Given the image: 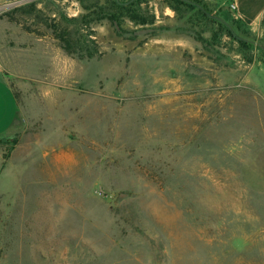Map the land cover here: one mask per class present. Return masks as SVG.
<instances>
[{
    "label": "rangeland",
    "instance_id": "1",
    "mask_svg": "<svg viewBox=\"0 0 264 264\" xmlns=\"http://www.w3.org/2000/svg\"><path fill=\"white\" fill-rule=\"evenodd\" d=\"M85 1L0 0L18 102L0 134V264H264V21L198 0L241 44L142 0L153 24L89 17L99 55L82 59L54 31L94 13Z\"/></svg>",
    "mask_w": 264,
    "mask_h": 264
},
{
    "label": "trees",
    "instance_id": "2",
    "mask_svg": "<svg viewBox=\"0 0 264 264\" xmlns=\"http://www.w3.org/2000/svg\"><path fill=\"white\" fill-rule=\"evenodd\" d=\"M82 3H84V9L85 10H92L91 6L85 1L81 0ZM99 1L97 0L95 2V6H93V9L95 12L86 13L78 18H64L61 22L62 25L55 27V36L56 39L60 42L62 45V48L66 50L69 53H78V56L80 58H87L91 59L99 55L98 50V44L96 40L90 38V35L92 34V28L90 26L91 21H89V17L94 16L97 14V16H100L102 18L108 19L112 24L117 25L119 29L122 28V24L124 20H121L122 18L126 19L128 18L136 25H147V24H153L154 18L150 17L147 18L146 14H149L147 10H145V18L144 15L141 13V7L140 4L142 0H121L123 3L130 2L127 5H120L115 0H103L104 5L99 6ZM193 3H189L187 1L183 0H170V4H173V7L176 9H182L185 7H190L192 9L197 10V12L207 18L209 17L205 12H203L198 6L195 5V3L200 4L202 7H204L207 11L208 9L201 4L198 0H190ZM147 2V1H145ZM209 12V11H208ZM93 13V14H92ZM220 17V16H219ZM210 18V17H209ZM223 19L222 17H220ZM224 20V19H223ZM67 22L66 25H63V22ZM218 22V24L222 27L225 26L224 23L215 20ZM226 21V20H225ZM72 26L70 28L69 26ZM225 29L228 31L229 34L233 35L232 30H230L228 27ZM85 31L81 36H79L80 31ZM234 36V35H233ZM236 38V36H235ZM241 44H244V41L240 40ZM246 44V42H245ZM248 44V43H247ZM85 51V52H83Z\"/></svg>",
    "mask_w": 264,
    "mask_h": 264
},
{
    "label": "crops",
    "instance_id": "3",
    "mask_svg": "<svg viewBox=\"0 0 264 264\" xmlns=\"http://www.w3.org/2000/svg\"><path fill=\"white\" fill-rule=\"evenodd\" d=\"M239 16L253 32L264 21V0H236ZM18 102L12 87L0 77V134L9 132L17 118Z\"/></svg>",
    "mask_w": 264,
    "mask_h": 264
},
{
    "label": "water",
    "instance_id": "4",
    "mask_svg": "<svg viewBox=\"0 0 264 264\" xmlns=\"http://www.w3.org/2000/svg\"><path fill=\"white\" fill-rule=\"evenodd\" d=\"M118 4H120V5H127V4H129L131 1H133V0H131L130 2H127V3H123L121 0H115ZM183 1H187V2H189V3H193L192 1H190V0H183ZM195 5L196 6H198L203 12H205L209 17H211V18H214V19H216V20H218V21H220V22H222V23H224L230 30H232V27L230 26V24L229 23H227L225 20H223V19H221L220 17H217V16H214V15H212L211 13H209L204 7H202L200 4H197V3H195ZM233 32V31H232ZM233 35L234 36H237V34L235 33V32H233ZM238 37V36H237ZM240 40H245L244 38H241V37H238Z\"/></svg>",
    "mask_w": 264,
    "mask_h": 264
},
{
    "label": "built area",
    "instance_id": "5",
    "mask_svg": "<svg viewBox=\"0 0 264 264\" xmlns=\"http://www.w3.org/2000/svg\"><path fill=\"white\" fill-rule=\"evenodd\" d=\"M233 8H234V9H237V8H238V7H237V4H234V5H233Z\"/></svg>",
    "mask_w": 264,
    "mask_h": 264
}]
</instances>
